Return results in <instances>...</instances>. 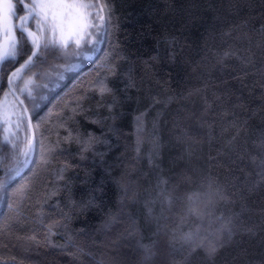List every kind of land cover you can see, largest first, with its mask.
<instances>
[{"label":"trees","instance_id":"1","mask_svg":"<svg viewBox=\"0 0 264 264\" xmlns=\"http://www.w3.org/2000/svg\"><path fill=\"white\" fill-rule=\"evenodd\" d=\"M91 2L99 43L38 60L0 132V264H264V0Z\"/></svg>","mask_w":264,"mask_h":264},{"label":"snow or ice","instance_id":"2","mask_svg":"<svg viewBox=\"0 0 264 264\" xmlns=\"http://www.w3.org/2000/svg\"><path fill=\"white\" fill-rule=\"evenodd\" d=\"M105 22L104 5L92 3L91 0H0V71L8 64L17 62L21 56L25 57L9 75L0 76V80H6L8 85L7 92L0 88L3 94L0 100V132L4 134L5 143L16 147L9 138L13 126L16 130L11 133L13 136L22 127L32 128L28 110L16 93L27 94V98L31 99L33 85L40 87L35 83V73L30 72L38 60L44 61L47 55L57 51L66 53L70 46L77 50L74 55H83L80 50L85 46L94 47L99 43L96 33ZM25 46H29L27 51ZM17 82L22 83L23 87H19ZM43 87L47 88L48 85ZM33 141L34 132L25 138V156L33 150ZM189 210L193 214H200L195 208ZM222 231L231 235L232 229L224 225ZM198 235V232L188 233L184 239L194 247L204 249L209 256L215 254L217 246L211 243L206 245L203 239L197 240Z\"/></svg>","mask_w":264,"mask_h":264},{"label":"rangeland","instance_id":"3","mask_svg":"<svg viewBox=\"0 0 264 264\" xmlns=\"http://www.w3.org/2000/svg\"><path fill=\"white\" fill-rule=\"evenodd\" d=\"M16 96L19 98V96H18V93H16ZM10 99H11V97H10ZM19 100H21L20 98H19ZM18 111H19V109H18ZM27 115H28V113H27ZM14 119H15V117H13ZM31 131H32V129H31ZM33 134H31V136H32ZM34 142V141H33Z\"/></svg>","mask_w":264,"mask_h":264}]
</instances>
